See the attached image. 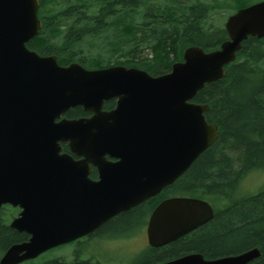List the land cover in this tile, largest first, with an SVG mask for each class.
I'll return each mask as SVG.
<instances>
[{"label":"water","instance_id":"1","mask_svg":"<svg viewBox=\"0 0 264 264\" xmlns=\"http://www.w3.org/2000/svg\"><path fill=\"white\" fill-rule=\"evenodd\" d=\"M38 7V0H0V205L20 206L12 227L31 234L28 241L12 245L0 264H17L71 241L86 231L83 227L93 228L175 181L219 135L217 125L205 118L208 105L193 98L227 74L226 66L244 40L264 36L260 0L228 16L227 38L219 47L206 51L190 45L166 73L151 75L120 64L88 69L78 62L61 65L55 54L40 55L27 47L42 27ZM110 99H115V107L104 111ZM75 106L92 115L56 121ZM62 141H69L83 159L61 153ZM105 154L117 161H107ZM88 162L103 168L101 180L90 182V187L112 196L97 197L89 206L90 218L81 221L75 218L74 205L40 193L57 190L50 179L57 168L86 167ZM98 202L103 210L94 212ZM58 205L63 213H58ZM213 215L206 200L165 199L149 218L148 242L165 245ZM259 255L254 247L209 259L192 253L158 264H248Z\"/></svg>","mask_w":264,"mask_h":264},{"label":"trees","instance_id":"2","mask_svg":"<svg viewBox=\"0 0 264 264\" xmlns=\"http://www.w3.org/2000/svg\"><path fill=\"white\" fill-rule=\"evenodd\" d=\"M215 1L38 0L42 27L26 45L40 55L55 54L61 65L78 62L94 69L120 64L160 75L182 60L186 47L209 51L227 38L224 27L211 23ZM232 1L235 11L251 4ZM226 69L224 77L207 83L193 98L208 105L205 118L217 125L219 135L173 184L175 193L226 203L214 206L213 217L191 236L160 253L150 249L138 264L189 251L214 258L254 247L260 255L248 264H264V190L245 196L235 192L246 174L264 169V36L244 40ZM81 112L79 107L70 110L72 115ZM18 238L0 225V249ZM236 243L242 246L230 250Z\"/></svg>","mask_w":264,"mask_h":264},{"label":"flooded vegetation","instance_id":"3","mask_svg":"<svg viewBox=\"0 0 264 264\" xmlns=\"http://www.w3.org/2000/svg\"><path fill=\"white\" fill-rule=\"evenodd\" d=\"M108 101H114V104L109 107L104 106L105 102ZM108 101H105L103 104L102 109L104 111H110L115 107V99H110ZM76 107L81 108L82 112L76 115L70 114V110ZM91 115L92 113L90 111L84 110L83 107L75 106L65 111V113H63L56 121H60L62 118H88ZM59 144L61 146V153L68 155L75 161L83 159L82 155H79L70 149L69 141H62L59 142ZM105 159L110 162L117 161V158L110 157L108 154H105ZM102 170L103 168H99L91 162H88V166L86 167L57 168L58 174L50 177L53 182L56 181L54 187H56L57 190H54L55 192L46 191V193L42 191L40 195L42 197L56 196L57 198L59 197L63 202L74 205L78 212V214L75 215V218L77 220L86 221L90 218V215H87V212L90 211L89 206L98 200L97 197L102 199L106 196H112V193L109 191H96L95 189H92L93 187H90V182H98L101 180L100 173ZM53 182L48 183L47 186L52 187ZM174 182L175 181L164 186L155 195L148 197L147 199L127 209L116 211L93 228L83 227L82 230L86 231L81 235L76 236L73 240L57 245L40 253L34 258L26 259L17 264H129V259L123 249L122 253L119 254L120 256L113 255L112 251L115 249L116 245H121L125 248V250H127V242L130 238H135V242L142 241V247H146L149 250L154 248L156 253H160L161 250L167 249L173 242L191 236L200 227H197L191 232L165 245L154 247L149 244L147 239L148 221L158 204L171 197H192L175 193L173 190ZM37 196H39V194H37L35 197ZM210 205L212 206L211 203ZM212 208L214 212V207L212 206ZM93 210L94 212H101L103 210L101 203L98 202V211L95 209ZM57 211L58 213H63V208L61 205H58ZM20 212L21 207L18 205H13L11 203H4L0 205V225L12 229L19 236L18 239L10 242L3 249H0V260L12 245L26 242L31 237V234L24 229L19 230L18 228L12 227L13 221H15L20 216ZM129 212H131L132 215L130 216V220L127 221L124 219V215ZM37 216L38 215H35V217ZM35 217L33 218L35 219ZM59 218L64 219L62 217ZM19 227L22 228L23 226L19 225ZM78 227L81 228L82 225H79ZM53 249H60V252L50 256L49 258L43 259L42 255L50 252V250ZM192 253L202 254L201 252L197 251H189L172 258L168 257L162 260H156L155 262L153 261L149 264H158ZM137 254L138 250H135V255L132 257H137ZM203 257L209 259V257H205L204 255ZM139 262L140 261L136 262V264Z\"/></svg>","mask_w":264,"mask_h":264},{"label":"rangeland","instance_id":"4","mask_svg":"<svg viewBox=\"0 0 264 264\" xmlns=\"http://www.w3.org/2000/svg\"><path fill=\"white\" fill-rule=\"evenodd\" d=\"M244 1L253 3V2L260 1V0H244ZM215 2L216 3L214 4L213 9H212L213 13H212V18H211V21H212L211 23H213L216 26L224 27V23L226 19L228 18V16H230L233 13L234 9L230 7L234 4V2L232 0H216ZM221 3H222V6L220 7ZM262 190H264V169L256 168L250 171L248 174H246L241 179V181L239 182L238 188H236L235 192L237 196H245V195H250V194H256ZM210 202L212 203L213 207L214 206L223 207L226 203L222 199H221V202L216 203V204L213 203L212 201ZM240 246H242L240 243H236V244L231 245L229 249L234 250L235 248H239ZM122 249L127 254V257L129 259L128 260L129 264L130 263L136 264V262L143 260L141 258H144L145 256L149 254V249L146 247H142V241L135 242V238H130L128 240L127 250H125V248L121 245H116L115 249L112 251V254L115 256H120L119 254L122 253ZM135 250H138L137 257H132L135 255ZM59 252H60V249H53V250H50V252L42 255V257L43 259H46L52 255L58 254Z\"/></svg>","mask_w":264,"mask_h":264}]
</instances>
